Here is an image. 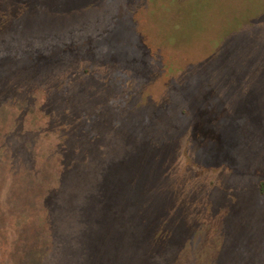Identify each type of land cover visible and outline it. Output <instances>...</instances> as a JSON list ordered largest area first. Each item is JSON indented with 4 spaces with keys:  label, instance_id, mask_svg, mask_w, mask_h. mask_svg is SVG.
Wrapping results in <instances>:
<instances>
[{
    "label": "rangeland",
    "instance_id": "1",
    "mask_svg": "<svg viewBox=\"0 0 264 264\" xmlns=\"http://www.w3.org/2000/svg\"><path fill=\"white\" fill-rule=\"evenodd\" d=\"M9 57L0 264H115L146 227L152 262L264 264V0H0Z\"/></svg>",
    "mask_w": 264,
    "mask_h": 264
},
{
    "label": "trees",
    "instance_id": "2",
    "mask_svg": "<svg viewBox=\"0 0 264 264\" xmlns=\"http://www.w3.org/2000/svg\"><path fill=\"white\" fill-rule=\"evenodd\" d=\"M10 60L19 61V59H14L12 57H9L7 59L4 58L3 60L0 61V69H1L0 73L3 69V66H5V64H7ZM112 180H114V176L112 178L108 177L106 179L105 186L107 188L110 186ZM109 189H110V187H109ZM261 193L264 195V183H261ZM107 195H108L107 197H110V199L108 201L111 202V198L113 197V194H110V190H108ZM113 198H115V196ZM118 200L122 201L121 198H118ZM100 203H102V201H100ZM112 204H113V209L110 208L109 210H110V212H113V214L111 215V213H110V218L105 219V221L108 222V224H109L108 228L105 230L100 228V227L97 229V227L91 226L88 222L90 217H88L86 215L87 216V219H86L87 227L84 229L83 232L86 234V240H85L86 244L87 245L90 244V248H89L90 250L87 247L86 248L83 247V254L85 253L87 255V251H89L90 253H93V255L95 252L99 253V250H100L99 249V243L107 241V236H109V230H110V225H111V218L113 217L114 211H115L113 199H112ZM118 212L121 213V211H118ZM100 214L106 215L104 212L99 213L98 209L96 208V202H95L91 207V219H92V222L94 224L100 223V217L98 216ZM118 217H119V214H118ZM142 228H144V227H142ZM154 234H156V235H154ZM133 236H138L140 239V243H137L138 248H134V249L129 248L131 255L126 256L125 257L126 259H122L121 261L116 262L115 264H159L158 261L152 262V259L155 256H161V255L165 254L164 253L165 249H163V246L160 248L162 242H165V240H163L161 231L159 230V232L157 231V233H156V231L154 229L152 230L150 227H148V228L146 227L145 233H143L141 235L139 233H136V234H133ZM165 248H166V246H165ZM148 250H149V252H148ZM150 252H152L151 258L148 257V254ZM88 264H91V260L88 262Z\"/></svg>",
    "mask_w": 264,
    "mask_h": 264
}]
</instances>
